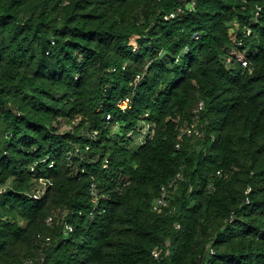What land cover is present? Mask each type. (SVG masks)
<instances>
[{"label": "trees", "instance_id": "trees-1", "mask_svg": "<svg viewBox=\"0 0 264 264\" xmlns=\"http://www.w3.org/2000/svg\"><path fill=\"white\" fill-rule=\"evenodd\" d=\"M0 186V264H264V0H0Z\"/></svg>", "mask_w": 264, "mask_h": 264}, {"label": "built area", "instance_id": "built-area-1", "mask_svg": "<svg viewBox=\"0 0 264 264\" xmlns=\"http://www.w3.org/2000/svg\"><path fill=\"white\" fill-rule=\"evenodd\" d=\"M256 9H258V7H256ZM173 14L171 13L169 16H172ZM167 17V16H165ZM237 59L241 61V63L243 65L246 64L245 60H243V56L242 55H237ZM129 103L130 100L128 97H125L123 99H121L118 103L117 106L121 109V110H125L127 107H129ZM203 107V103L202 101H200L196 108L194 109L195 112H198L199 110H201ZM105 119L108 120L109 119V114H106ZM116 127L114 126V129ZM113 130V129H112ZM111 130V133H113V131ZM82 133L88 135L90 138H95L97 135V131L96 130H88V129H82ZM153 134V127L152 124H150L149 122H146L145 120H141L139 122V125L136 127L135 130H131L127 133L128 136H132L136 139V143H144L145 140L147 138H151ZM198 131L196 129H194L192 126H183L180 128L179 131V135H197ZM177 147V145H176ZM89 149V145L85 144L83 151H86ZM80 151V147L78 145L74 146V150L72 152V154H76L79 153ZM70 155H68V158H70ZM108 164L107 159L105 158L102 162V166L106 167ZM52 165L51 163L49 164V166ZM125 183H127V181H125ZM4 189L3 186H0V192H2ZM44 191V188L38 187L35 189L34 191V195L35 196H40L41 192ZM94 195H96L95 192H93ZM167 205V198H166V187L162 186L161 187V194L158 196V198L156 199L155 203L153 204V210L156 212H160L162 210L163 207H165ZM50 219V218H49ZM68 229H70V225L66 226ZM152 255L154 257L158 256V250L156 248H154L152 250Z\"/></svg>", "mask_w": 264, "mask_h": 264}, {"label": "rangeland", "instance_id": "rangeland-1", "mask_svg": "<svg viewBox=\"0 0 264 264\" xmlns=\"http://www.w3.org/2000/svg\"><path fill=\"white\" fill-rule=\"evenodd\" d=\"M188 5H189V4H188ZM228 30H229V31H232V30H233V25H232V23H231V24H228ZM112 131H113V133H116V132H117L118 134H121V135H122V132H120V130L117 129V128L113 129ZM131 141H132L133 143H135V142H136V139L133 137L132 140L129 141V144H130ZM41 184L43 185V184H44V181H39V182L37 183V185H38L39 187H40Z\"/></svg>", "mask_w": 264, "mask_h": 264}]
</instances>
